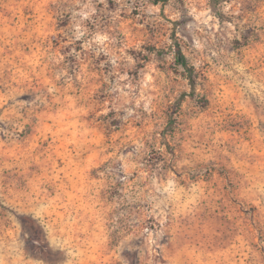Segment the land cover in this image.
<instances>
[{
  "label": "rangeland",
  "instance_id": "374dc122",
  "mask_svg": "<svg viewBox=\"0 0 264 264\" xmlns=\"http://www.w3.org/2000/svg\"><path fill=\"white\" fill-rule=\"evenodd\" d=\"M0 264H264V0H0Z\"/></svg>",
  "mask_w": 264,
  "mask_h": 264
},
{
  "label": "trees",
  "instance_id": "16d2710c",
  "mask_svg": "<svg viewBox=\"0 0 264 264\" xmlns=\"http://www.w3.org/2000/svg\"><path fill=\"white\" fill-rule=\"evenodd\" d=\"M175 48H176V51H177V54H178L177 61L184 67L185 71H187L188 77L191 78V75H192V68H191V66H189L187 64L186 59H185V56L180 51V46L179 45H176Z\"/></svg>",
  "mask_w": 264,
  "mask_h": 264
}]
</instances>
